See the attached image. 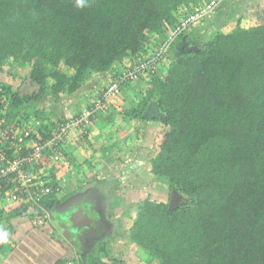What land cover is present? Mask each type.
Instances as JSON below:
<instances>
[{"label":"trees","instance_id":"16d2710c","mask_svg":"<svg viewBox=\"0 0 264 264\" xmlns=\"http://www.w3.org/2000/svg\"><path fill=\"white\" fill-rule=\"evenodd\" d=\"M208 1L87 0L78 8L76 0H0V69L19 63L40 86L34 96L3 86L0 97H12L0 115L9 125L24 121L27 126L33 120L24 116L26 102L49 94L58 104L76 95L92 75L112 78L92 101L94 108L112 84L120 83L123 67L156 58L139 74L138 81L148 86L126 116L147 120L155 98L160 129L147 170L183 198L175 206L153 199L139 204L131 241L161 264H264V21L218 33L203 49L176 59L161 49L183 17ZM186 40L185 31L169 49ZM127 86L120 84V90ZM47 118L35 113L34 121L42 123L40 140L58 128ZM65 155L64 146L59 157ZM57 204L55 195L41 206L29 204L27 219L37 229L51 225V219L40 227L34 221L46 212L53 217ZM17 210L4 211L0 221L16 217ZM81 259L74 264H126L106 245Z\"/></svg>","mask_w":264,"mask_h":264},{"label":"rangeland","instance_id":"374dc122","mask_svg":"<svg viewBox=\"0 0 264 264\" xmlns=\"http://www.w3.org/2000/svg\"><path fill=\"white\" fill-rule=\"evenodd\" d=\"M219 8L220 6L216 10L218 11ZM216 10L212 13L216 14ZM217 20L218 18L215 17L212 21L214 23L211 22L210 25V27L213 26V28L207 33H202L201 31L202 28H206L200 27L204 21H199L195 24V27L193 26L186 32L187 40L184 43L178 44L173 49L168 48V58L176 59L179 57L180 53L203 49L205 44L218 33L230 34L237 28L235 26L230 27L228 22H223L222 20L217 25ZM126 65L129 66L131 64L129 62ZM1 68L3 70L0 69V89H2L3 86H11L14 92L19 91L21 94L27 96H34V94L39 93L40 86L32 81L31 71L27 67H23L19 63H10ZM124 69L123 67L121 70L123 74H128L129 70ZM95 78L97 79L95 80ZM101 78L105 79L104 85L106 81H113L112 78L106 79L104 76L92 75L90 81L88 80L76 95L69 99L66 104L63 102L65 104V109H63V105H59L60 103L56 104L53 102V99L50 98L51 96L47 94L40 102H26L24 104V116L34 121L35 113L40 110L48 117V120L50 119L49 122L45 120L46 123L48 122L51 124L50 127H56L58 124L57 121L60 119L59 116L62 117V115L67 113L66 111L70 110L73 112L71 114H74V112L79 111V106H82L83 102L89 101V99H87L89 95H92V93L98 95V92H96L97 88H99L98 84H103L100 80ZM147 82L142 80L130 83L129 81L126 82L128 86L123 90L119 89L116 95V97H118H115V102H110L112 108L109 105H105L99 111L100 115H96L97 117L94 119V125L92 124L88 128L90 130L95 129V131L99 132L105 131V134H107L110 129L106 124L110 119L114 118L115 120L113 123L117 124L119 117L123 124V116L131 111L139 101L143 99V94L148 86ZM10 97H12V95L8 96V98ZM91 104L92 102L89 106H85L86 108L81 109L77 114L92 110ZM106 106L111 108L108 113L105 109ZM70 107L71 109H69ZM114 115H118V117ZM147 116L148 120H150V123L148 122L150 131H146L144 136H132L131 131L126 132L123 130L122 136H126L125 138H127L125 143H119L118 145L109 141L107 144L103 143V147L107 151V155L103 157L107 156L108 158L106 159L108 170L105 174L101 175L102 179H104L105 188L100 190L101 192L98 194L100 200L97 198L99 209L95 211V218L98 222V228H96V232H94L95 234L92 236L93 238L89 237L88 243H81V246L84 247V249H82L83 253L97 254L99 248L106 245L114 258L122 262L124 261L126 264H161L158 259L151 256L147 251H144L131 241L129 231L133 222V217H135L133 212L144 200L153 199L158 202L170 201V204L175 206L183 198V196L179 195L177 192H170L169 186L166 183L161 181L158 177L151 175L147 170L148 159L155 149L154 144L160 129V123L155 120L160 117L155 98L149 105ZM143 120L141 124H143ZM144 126L146 125L144 124ZM55 127H53V129ZM139 139L142 140L140 144H138ZM139 146L141 148L139 160L137 155L136 160L127 157L123 163L125 165L128 164V162L134 164V170L132 168L129 170L127 167L125 172L123 170V164L117 161L122 160L121 156H123L124 150L128 151ZM136 161L140 162L138 166L135 164ZM131 173H134V175H130ZM103 182L101 183L102 188ZM113 195L116 196L120 202H111L110 197ZM3 226L2 221H0V227L3 228ZM0 234H2V232H0Z\"/></svg>","mask_w":264,"mask_h":264},{"label":"crops","instance_id":"0c3cea01","mask_svg":"<svg viewBox=\"0 0 264 264\" xmlns=\"http://www.w3.org/2000/svg\"><path fill=\"white\" fill-rule=\"evenodd\" d=\"M215 17L219 20H217V25L222 20L223 22H228L230 27L235 26L249 29V27L258 26L264 21V0L223 1L216 14L212 13L205 17V20H201V22H204L200 27H206L202 28V33L211 31L213 26L210 27V25ZM96 79L97 78H95V80ZM100 80L103 84H98L99 88H97L96 91L98 94L109 84V82L106 81L104 85L105 79L101 78ZM96 96L98 95L92 93V95H89V98H87L89 101H82L83 103L82 106H79V111L86 108L85 106H88L94 101ZM116 98H112L110 102H115ZM63 102L66 104L68 100H64ZM63 102H60L59 105H63V109H65V104ZM109 106H111V104H109ZM111 108L107 110V113ZM69 109H71V107ZM71 111L72 110L66 111L67 113L62 115V117L59 116L60 119L57 121V126L62 120L74 118L73 116L79 112L77 111L71 114L73 113ZM114 116L118 117V115ZM114 120L115 119L112 118L106 124L110 129L107 134H105V131L99 132L95 131V129L90 130L89 128L86 133H83L81 129L73 131L65 147V159L62 156L60 159H56V156L51 157V155H48L40 162L37 167L38 172L47 175L50 183H52L53 186H59L61 189V191L55 195L58 202L54 212L55 218L58 219L60 216L58 212L62 209L69 208L73 215H78L79 211H82L83 215L93 216L98 228V222L95 218V211L99 209L97 198L99 197V192H101L100 190L105 188L104 179H102L101 175L105 174L108 170V166L106 165V159L108 158L107 156L103 157L107 155L103 143L107 144L108 141L116 145L125 143L127 138H125L126 136H122L123 130L126 132L131 131L132 136L139 135V132L140 135L143 134L144 136L146 131H150V120L148 119L143 120V124H141V120H133L126 115L122 118L123 124L119 117L117 124L113 123ZM144 124L146 126H144ZM141 142L142 140H140L138 144ZM140 151V146L128 151L124 150V154L121 156L122 160L117 162L123 164L127 157L136 160L137 155L139 160ZM139 163V161H136V166H138ZM127 167L129 170L131 168L134 170V164L130 162L126 165L123 164V170L125 172ZM130 175L133 176L134 173ZM102 182L103 188L101 186ZM98 199L100 200V198ZM110 199L111 202H120L114 195L111 196ZM12 209H18V212H16L17 216L11 218L8 222L6 218L3 219L2 223L4 226L3 228L0 227L2 234L5 232L8 234L7 242L0 243V264H58L61 259L64 260L66 258L69 260H75L77 258L80 263V260H82L81 257L89 254L83 253L82 251L84 247L81 246V243H84V236L80 243L75 244L71 238H68L59 230L55 222L46 227L37 229L34 228L31 221L27 219V208L15 204L10 205L6 212H10ZM76 218H78V216H76Z\"/></svg>","mask_w":264,"mask_h":264},{"label":"built area","instance_id":"2783aa9c","mask_svg":"<svg viewBox=\"0 0 264 264\" xmlns=\"http://www.w3.org/2000/svg\"><path fill=\"white\" fill-rule=\"evenodd\" d=\"M223 1L225 0H209L199 10L183 17L180 24L171 31L168 40L161 49L166 48L168 50L171 43L181 33L187 32L199 21L214 12ZM155 59L149 60L148 63H142L141 66H133L128 69V74H122L120 83L112 84L103 98L97 100L92 110L82 112L76 118L62 120L52 136L46 140H40L38 137L42 129L41 122L31 121L26 126L24 121H20L9 125L4 115H0V216L6 213L4 211H7L10 205L19 204L25 208L29 204L31 208L41 206L44 198L54 196L61 191L60 188L55 190L45 176L37 173L40 162L48 155L60 159L59 150L64 146L66 147L70 134L79 129L86 133L91 123V117L105 105L110 104V100L118 94L120 84L138 81L139 74L147 70L153 62L155 63ZM5 93V91L0 92V94ZM9 102L8 96L2 95L0 97V110L2 109L1 106H7ZM47 219H51L48 212H46V216L36 219L34 225L43 226ZM66 264H74V261H68Z\"/></svg>","mask_w":264,"mask_h":264},{"label":"flooded vegetation","instance_id":"af4514ba","mask_svg":"<svg viewBox=\"0 0 264 264\" xmlns=\"http://www.w3.org/2000/svg\"><path fill=\"white\" fill-rule=\"evenodd\" d=\"M58 213L60 214V217H63L66 215V217L64 219L67 220V222L65 224H63L64 229L61 230L59 228V230L62 233H64L68 238H71L75 244L80 243L83 236L85 238V240L83 241L84 242L83 244L88 243L89 237L93 238L92 236H94V234H95L94 232L96 231V228H97V223H95L93 217L83 215V213H81V211H79L78 215L77 214L73 215L69 208L62 209ZM76 216L79 217V221H77V224H76L77 227L74 230V228H72V226L68 227L67 225L71 224L70 221L76 220ZM62 222H65V220H63ZM93 223H94V225H93Z\"/></svg>","mask_w":264,"mask_h":264},{"label":"clouds","instance_id":"9594fccd","mask_svg":"<svg viewBox=\"0 0 264 264\" xmlns=\"http://www.w3.org/2000/svg\"><path fill=\"white\" fill-rule=\"evenodd\" d=\"M76 6L78 8L86 7L87 6V0H76ZM63 220H65V219H63ZM51 222L54 223V215H53V217H51ZM65 222H67V221L65 220ZM7 236H8V234L6 232L3 234H0V243H6L7 242Z\"/></svg>","mask_w":264,"mask_h":264},{"label":"water","instance_id":"95a60500","mask_svg":"<svg viewBox=\"0 0 264 264\" xmlns=\"http://www.w3.org/2000/svg\"><path fill=\"white\" fill-rule=\"evenodd\" d=\"M171 206H173L172 204H171ZM81 213H83L82 211H81ZM66 217V215L65 216H63V217H58V219L57 218H55L54 217V222L57 224V226H58V228H60L61 230H63L64 229V227H63V224H65L66 222H62V220L64 219ZM66 220V219H65ZM67 221V220H66ZM77 221H79V217L78 218H76V220H73V221H70L71 222V224H69V225H67L68 227L70 226H72V228H74V230L76 229V227H77Z\"/></svg>","mask_w":264,"mask_h":264}]
</instances>
